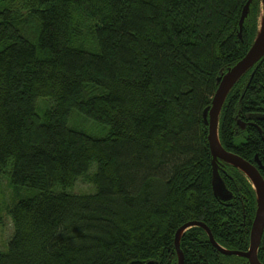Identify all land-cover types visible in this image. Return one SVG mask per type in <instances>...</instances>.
Masks as SVG:
<instances>
[{"label":"trees","instance_id":"16d2710c","mask_svg":"<svg viewBox=\"0 0 264 264\" xmlns=\"http://www.w3.org/2000/svg\"><path fill=\"white\" fill-rule=\"evenodd\" d=\"M248 1L0 0V183L15 196L0 264H178L176 233L190 221L225 250L249 249L255 190L235 174L230 206L214 194L203 117L257 34L261 0L239 25ZM252 72L246 99L259 109L264 56L239 89ZM230 95L226 132L241 104ZM74 111L107 132L71 127ZM262 145L240 151L262 157ZM81 177L93 192L71 190ZM180 248L184 264H249L203 226Z\"/></svg>","mask_w":264,"mask_h":264},{"label":"water","instance_id":"95a60500","mask_svg":"<svg viewBox=\"0 0 264 264\" xmlns=\"http://www.w3.org/2000/svg\"><path fill=\"white\" fill-rule=\"evenodd\" d=\"M250 0L245 4L242 11V16L239 21V25L242 28L245 16L249 7ZM264 56V0L260 3V15L257 34L250 49L246 52L245 56L240 59L235 65L230 67L226 73H224L218 80V87L213 97L212 103L204 110V121L208 124V143L211 151V155L214 160H223L232 164L241 170L247 178L250 180L255 193H256V213L252 223L250 232V245L247 251H226L220 247L213 238V235L209 232V229L200 221H190L179 228L176 233V246L179 247L180 239L183 233L194 226H203L209 233L211 242L217 246L222 252L237 254L249 259L250 264H262L258 259V249L261 243L263 231H264V179L259 173L257 167L242 157L229 153L224 149L219 138V127L222 109L225 100L230 93L233 86L237 81L250 70ZM213 192L217 197L223 199H230L232 193H230L222 180L220 174L217 171L216 165L213 166V179H212ZM179 264H182V258H180Z\"/></svg>","mask_w":264,"mask_h":264},{"label":"flooded vegetation","instance_id":"af4514ba","mask_svg":"<svg viewBox=\"0 0 264 264\" xmlns=\"http://www.w3.org/2000/svg\"><path fill=\"white\" fill-rule=\"evenodd\" d=\"M249 78L245 82V85H243L240 89L238 87V84L233 87L231 93V98L234 100V97L239 96L241 98V104H237L236 109V116L232 120V125L230 126V129L228 132L224 130L222 121L220 122V141L222 146L226 151L229 153L238 155L242 157L243 159L249 161L253 165H255L261 174V176L264 179V145L261 146V151L263 153V156L261 157V152L254 151L253 155L250 156L249 153H242L240 149L247 145L249 142H254L256 139L260 138L264 142V99L262 100V105L258 109L253 103L251 99H246V95L249 93V84L253 79V72L249 73ZM244 76V75H243ZM264 83V82H262ZM242 92H241V91ZM245 100V101H244ZM261 110V111H259ZM223 128V129H222ZM222 130H224V136L221 134ZM258 133V134H257ZM215 165L217 167L218 173L221 175L222 180L224 181L225 186L227 187L228 191L232 194L236 192V189L238 188L237 181L234 177L235 174L244 175L245 174L240 171L237 167L233 166L230 163H227L223 160H215ZM247 178V177H246ZM213 189V188H212ZM235 191V192H234ZM235 194L232 196L234 197ZM230 199H222L223 203L227 206H230V201L234 198ZM211 233V231L209 230ZM264 232V231H263ZM208 233V232H207ZM212 234V233H211ZM209 235V233H208ZM210 237V236H209ZM211 240V239H210ZM215 240V239H214ZM217 243V242H216ZM178 251V259L180 261V258H182V264H184V253L180 248V242L179 247H177ZM226 251H242V250H226ZM246 251V250H245ZM244 252V251H242ZM224 253V252H223ZM232 255L230 253H225ZM237 257H243L237 254H233ZM249 262V259L246 258ZM232 260V259H231ZM179 264V263H178ZM229 264H245L242 259H235L233 262H229ZM250 264V262H249Z\"/></svg>","mask_w":264,"mask_h":264},{"label":"rangeland","instance_id":"374dc122","mask_svg":"<svg viewBox=\"0 0 264 264\" xmlns=\"http://www.w3.org/2000/svg\"><path fill=\"white\" fill-rule=\"evenodd\" d=\"M70 119H72L76 124L74 125L71 121L69 123L71 127L73 126L75 128H79L88 134L94 136H101V134H98L100 130H105L107 132V128L103 124L98 123L97 121L91 118H88L79 111H74L72 114V118ZM95 126H97L98 128L96 129V132H93L92 129ZM71 190L73 192H79V193H89V192L91 193L95 190V186L91 182L86 181L84 178L81 177L77 181L75 188H72ZM13 196H14L13 190L8 185V180L2 178V181L0 183V202H1L0 204L4 210L3 212L4 222L3 224L0 225V250L6 249L7 242L14 230L12 217L7 212L9 206L13 205L14 203ZM6 207H7V211H5Z\"/></svg>","mask_w":264,"mask_h":264},{"label":"bare ground","instance_id":"6f19581e","mask_svg":"<svg viewBox=\"0 0 264 264\" xmlns=\"http://www.w3.org/2000/svg\"><path fill=\"white\" fill-rule=\"evenodd\" d=\"M254 66V65H253Z\"/></svg>","mask_w":264,"mask_h":264}]
</instances>
